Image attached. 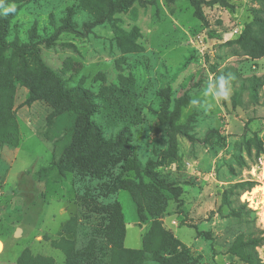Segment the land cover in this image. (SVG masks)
<instances>
[{
	"label": "rangeland",
	"instance_id": "1",
	"mask_svg": "<svg viewBox=\"0 0 264 264\" xmlns=\"http://www.w3.org/2000/svg\"><path fill=\"white\" fill-rule=\"evenodd\" d=\"M109 1L9 0L7 41L36 44L68 88L88 90L104 138L126 132L142 164L155 162L153 175L120 178L132 150L98 152L80 121L55 157L45 135L66 103L35 51L9 50L0 65V264L26 253L65 264L70 248H90L92 264H125L114 247L141 249L155 221L161 231L143 264H247L229 249L241 236L264 238V86L252 95L233 78L262 77L264 58L235 55L229 43L260 5L138 0L108 12ZM221 76L231 92L218 101ZM151 205L163 209L158 217ZM255 252L264 264V245Z\"/></svg>",
	"mask_w": 264,
	"mask_h": 264
},
{
	"label": "trees",
	"instance_id": "2",
	"mask_svg": "<svg viewBox=\"0 0 264 264\" xmlns=\"http://www.w3.org/2000/svg\"><path fill=\"white\" fill-rule=\"evenodd\" d=\"M9 0H2L0 3V65L5 62V54L13 49L17 51H35L38 56V62L43 72V77L51 80L55 86V97L58 101L66 103V109L59 112L53 119L49 127V131L46 132L45 138L47 141L53 144V152L56 157L59 154L65 153L72 142L76 121H80L82 126V134L93 137L95 149L98 152L113 150L122 145L132 150V155L127 156L121 163L120 178L130 172H137L138 174H145L152 176V166L156 165L153 160L148 161L145 165L140 161L135 148L132 147L129 136L126 132L120 134L117 139L106 140L103 136L102 127L96 124L92 117L95 113L96 104L94 102L93 95L83 88H68L63 77L56 71L49 68L40 58V50L36 44L28 45L22 43L19 39H15L12 42L7 41L10 22L8 14L4 11V6ZM138 0H110L108 2V12H114L126 7H131ZM260 8L254 10V20L248 24L245 32L236 40H233L229 45H236L238 50H235V55L245 56L252 60H259L264 57V0H255ZM200 19L204 20L202 17ZM211 38L218 39L220 36L214 32H210ZM234 82L240 81L242 85H249L252 90V95H256V92L264 86V75L262 77L252 76L246 80L240 79L238 75H234ZM176 134H181L189 139H192L187 133L182 130H176ZM99 156V155H97ZM51 168H44L39 175L43 176L47 174ZM29 173V172H28ZM227 203L226 200H224ZM230 204V203H228ZM151 205L148 207L149 214L151 216L158 217L162 208L154 209ZM119 214L122 222V238L125 245L126 239V224L124 222V215L122 207L119 206ZM114 208L113 218L115 217ZM138 216L142 215V208L137 206ZM140 214V215H139ZM159 223L155 221L153 223L151 231L143 237L141 249H130L126 245L114 247V255L116 258L121 259L120 262L125 264H143L146 260L147 253L154 254L155 247L152 242V238L155 234V229L161 231ZM164 234L170 238L167 231L164 230ZM264 245V238H249L245 240L243 236L239 237L236 242L230 247L229 253L240 258L241 261L247 264H262L256 254V249ZM92 246V245H91ZM113 255V257H114ZM95 259L94 252L87 248L85 251L75 250L70 248L67 251V260L65 264H92ZM116 260L111 261V264H117ZM17 264H51L44 259L31 258L29 254H24L17 262Z\"/></svg>",
	"mask_w": 264,
	"mask_h": 264
},
{
	"label": "clouds",
	"instance_id": "3",
	"mask_svg": "<svg viewBox=\"0 0 264 264\" xmlns=\"http://www.w3.org/2000/svg\"><path fill=\"white\" fill-rule=\"evenodd\" d=\"M13 11L15 10L14 8L12 9ZM218 90H216L215 92L212 93L213 98L215 100H227L230 92H231V88L230 85L228 84V81L225 79V77L221 76L218 79ZM208 91H206L204 93V95H208ZM193 104L197 103V101L193 100L192 101Z\"/></svg>",
	"mask_w": 264,
	"mask_h": 264
},
{
	"label": "bare ground",
	"instance_id": "4",
	"mask_svg": "<svg viewBox=\"0 0 264 264\" xmlns=\"http://www.w3.org/2000/svg\"><path fill=\"white\" fill-rule=\"evenodd\" d=\"M2 247H3V244H2V242H0V250L2 249Z\"/></svg>",
	"mask_w": 264,
	"mask_h": 264
},
{
	"label": "crops",
	"instance_id": "5",
	"mask_svg": "<svg viewBox=\"0 0 264 264\" xmlns=\"http://www.w3.org/2000/svg\"><path fill=\"white\" fill-rule=\"evenodd\" d=\"M264 58V57H263ZM260 60V59H259ZM259 60H256L257 61V63L259 62Z\"/></svg>",
	"mask_w": 264,
	"mask_h": 264
}]
</instances>
